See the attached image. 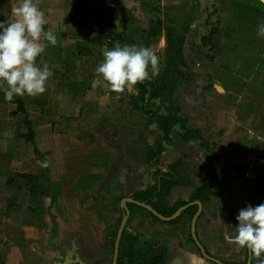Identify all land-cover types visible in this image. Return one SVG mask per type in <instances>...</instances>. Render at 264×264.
I'll use <instances>...</instances> for the list:
<instances>
[{"label": "crops", "instance_id": "0c3cea01", "mask_svg": "<svg viewBox=\"0 0 264 264\" xmlns=\"http://www.w3.org/2000/svg\"><path fill=\"white\" fill-rule=\"evenodd\" d=\"M74 1L34 0L38 8L45 14L47 23L44 25V30H51L57 37L56 45H51L42 39L45 51L37 58V63L40 66L47 64L52 72L46 81L45 92L35 96L28 94L15 96L12 101H6L3 93L0 92V242L2 240L3 242L18 241V236L24 231L36 230L41 222L48 221L49 217L43 213L51 206L50 198L43 194H34L6 186L7 174L42 175L47 168L50 172L51 193L56 199L51 210L56 209L62 212L63 209L65 211L70 209L73 212L75 209L83 210L91 207L100 175L97 163L103 159L97 156L95 151H92L93 147H97L94 144L99 136L98 125L96 123L87 124L85 118L97 112L99 108L105 109L103 111L113 109L112 111L116 114L122 112L128 115L132 112L129 98L135 94V86L138 82L126 87L121 92L112 91L106 85L92 87L93 80L97 78L94 69L103 60V53L117 46H94L90 42L91 35L85 29L80 13L75 10ZM152 1L99 0L104 10L99 11L98 26L103 23L105 14H109L115 19L114 24L117 30L124 33L123 46L148 47L153 40L149 37L152 32L151 26L139 19L150 18L152 14L154 16L157 14L159 18L156 24L160 27L158 31H161L158 38L161 37V40L159 38L156 44H161L165 50L166 55L163 60L165 64L162 63L170 68L172 73V65L175 66L179 60H181L180 63L176 65L181 66L185 62L182 53L183 50L185 52L186 47L183 42L189 38L188 34H192V41L195 45L192 58L197 59L196 57L201 54L202 57H206L210 45H203L200 40L202 37L209 36L212 25L206 24L205 21L216 9L217 13L221 12V16L225 15V17H223L221 30L212 36L211 42L214 49L217 38L226 43L227 41L234 42L235 45L233 49L223 51L220 56L207 63L206 72L210 77L209 84L212 85L210 92L214 95L213 91L216 89L218 95L225 99L244 98L248 95L256 98L250 103L242 101L248 108L246 112L251 114L256 101L264 96V38L257 36V26L264 22V4L260 3V0H230L235 2V6L233 9L225 10V6H221L222 4L219 2L220 7H218L219 3H216L215 0H157L159 2L157 11L151 10L147 15H144L142 13L145 12L144 8L136 9L140 2L150 4ZM19 2L20 0H0V21L10 18L12 10L18 6ZM141 13L143 17H141ZM228 16L231 19L240 17V21L235 20L233 23L230 19L231 25H229ZM187 28L189 29L188 33H186ZM153 32L157 34V31ZM179 41H182L180 42L183 45L182 49L178 45ZM235 55L238 56L236 61ZM221 58H224L225 61ZM166 60L170 66L167 65ZM232 61L233 63H231ZM193 64L195 65V62ZM196 66L200 67L201 63ZM202 77L204 78V76ZM75 80H77V86L68 87V82L72 83ZM214 82H218V89L213 86ZM19 101L23 105L24 112L19 110ZM240 106L243 107L242 104H239L238 107ZM237 112L238 109L235 113ZM244 115L247 117L244 122L248 121L250 127H245V132L238 129L236 134H240V137L235 139L232 145L237 147L242 140L248 142L246 147L250 150L247 153L248 162L242 160L240 155L237 158L232 157V160L236 161L234 166L243 169L242 173L244 174L240 175L243 185L234 184V180L238 176L230 177L231 171L234 169L230 165L225 168V171H219L227 173L224 178L226 195L220 200L211 198L210 208H208L209 211H212L211 216L215 214L216 217L212 218L210 223L206 219L205 208L202 207L203 215L196 221L198 239L199 231L204 233L207 243H213L214 240L220 239L218 240L220 246H228V249L222 248L219 251L224 252L236 248L238 257L245 256V252L241 253L240 250L243 247H238L230 238L238 223L236 216L242 208L248 205L257 206L264 202V120H260L262 115L253 116L251 114V118L246 113ZM5 117L6 120H12L11 136L8 139L2 136L4 133L2 121ZM256 118L259 120H254ZM25 119L31 123L33 142L24 138L28 131L24 124ZM219 131L222 132V130ZM154 134L156 137L150 145H153L158 139V135ZM60 141H62L61 144H56ZM222 145H226L225 140H222ZM255 146L260 149L254 151ZM76 151H81V153L75 159L73 153ZM83 152H92L90 158L86 159L87 154L84 155ZM219 152H213L214 160L216 156L227 162L231 160L230 157L226 158L229 152L224 154L221 151V155ZM6 159L10 162L9 169L1 166L3 160ZM74 161L78 163L76 169L73 165ZM45 162H47V166H44ZM51 162H57V164L52 166ZM59 166H61L60 170L56 168ZM257 168L260 172L259 181L261 184H254L251 187L247 181L255 180L254 170ZM75 175L78 176L74 181L70 177ZM66 183H68V187H71V183L74 184L73 190L66 192L71 193L68 200L62 196L65 192L63 186L67 185ZM55 215L59 227L56 239L63 242L65 237L59 224L62 218L57 213ZM202 245L206 246L203 243ZM190 246L188 243L187 247L190 248ZM195 246L193 244V247ZM42 247L46 254L58 251L46 249L44 244ZM208 253L211 254V252ZM192 257L198 258L199 264H215L202 257L201 254L193 252L177 256L172 264H189ZM10 259H13L12 255H8L9 262ZM19 263L20 261L17 262V264ZM251 264H259L254 253Z\"/></svg>", "mask_w": 264, "mask_h": 264}, {"label": "rangeland", "instance_id": "374dc122", "mask_svg": "<svg viewBox=\"0 0 264 264\" xmlns=\"http://www.w3.org/2000/svg\"><path fill=\"white\" fill-rule=\"evenodd\" d=\"M215 1L216 3L220 2L222 4L221 6H225V10L229 8L233 9V6H235L234 1ZM220 3L218 7H220ZM138 8H144L145 12L142 13L147 15L148 11H157L159 9V2L157 0H153L150 4H142L140 2L136 9ZM142 13L140 14L141 17H143ZM217 15L218 14H215V16H213L214 21L219 20L218 17L219 15L221 16V12L218 16ZM221 17L220 18L223 19L225 15ZM158 18L159 16L157 14L155 16L152 14V17L145 19L141 18L139 21H143L148 26H151L152 31H157V34L152 37L153 40L151 45L148 47L158 56L160 55L159 57H161L164 63L163 60L166 55L165 50H163L161 44H156L159 38L161 40V37L158 38L161 32L158 31L160 27L156 24ZM230 19L231 18L228 16L227 20L229 25H231ZM231 20L234 23L235 20L240 21V17H233ZM188 30L187 28L186 33H188ZM188 35L189 38H186L187 41L185 40V42H183L184 47H186L185 52L183 50L182 53L185 62L182 63L181 66L176 65L180 63L181 60H179V62L175 64L176 67L174 65L171 66L173 69L171 79L167 82V90L161 95L160 100L162 102L173 100L180 108L179 116L187 120V127L196 130L198 136L191 138L190 141H184L179 134L178 126H176L172 135V145L166 146L161 155L162 162L165 164L177 161L181 163L179 167V183L172 188L170 195L166 198L164 202V207L166 208H171L179 203L190 201L198 188L204 187L210 182L211 174L208 169L209 161L206 158L209 152L206 147L217 139L219 140L212 149L216 152L220 151V155L221 151L224 154L229 152L226 158L230 157L231 160L227 162L224 159H220L219 156H216L213 167L218 171H225V168L230 165V167L234 168L233 171H231L230 177L235 178V175L238 176L235 179H240V175L244 174L242 173L243 169L234 166L236 161L232 160V157L237 158V156L240 155L242 160L248 162L247 153L250 150L246 148L248 142L245 140H242L241 144L237 147L232 146L233 141L240 137V134H236V132L238 129L245 132V127H250L248 121L247 123L244 122V119L247 118L244 113L248 114L247 116H249V118H251V114L253 116L262 115L260 120H264V96L260 99L257 98L258 100L253 106V109L251 108L253 112L250 114L246 112L248 108L242 101L250 103L251 100L256 98H252L248 95L244 98L225 99L218 95L216 89L213 91L215 93L214 95L210 92L212 89L203 90V88L210 83V77L207 76L206 72L207 63L213 58L215 59L220 56L223 51L230 48L233 49L235 45L234 42L227 41L226 43L224 41V43L217 38V40H215L216 48L214 49L208 46L206 57H202L201 54L196 57L197 59H193L192 57L194 56L191 55L192 51L194 52L193 49H195V45L192 41V34ZM180 42L182 41H179L178 45L182 49L183 45ZM177 51L179 52L178 49ZM179 54L181 55V52H179ZM221 59L225 61L224 58ZM237 59L238 56L235 55V61ZM165 62L170 66L167 60ZM193 62H195V65ZM196 63H201V66L197 67ZM231 63H233V61ZM217 68L219 69V67ZM202 76H204V78ZM217 85L218 82L213 83V86L218 89ZM136 93L137 89L135 86V94ZM239 104H242L243 107H238ZM236 109H238L237 113H235ZM251 109H249V111H251ZM103 110L105 109L99 108L97 109L98 113L95 112L85 118L87 124L91 125V123H96L98 125L97 132L99 136L94 144L97 147H93L92 151H95L97 156L103 159L101 162L97 163L98 173L100 175L96 184L97 190H94L95 196L92 201L93 205L83 210L75 209L73 212L70 209L67 211L63 209L62 212L56 209L51 210L53 206H50V208L43 213L49 217L48 221L44 220L41 222L40 226L36 227V230L30 229L24 231L18 236V241L12 240L11 242H3L2 240L0 242V264H17L18 261H20L21 264H61L65 258L64 254L71 247L72 243L78 247L80 258L86 264H112L113 246L107 238V228L118 222L121 217V210L117 209L113 212L104 211L99 190L104 187L108 174L119 160H121L122 167L120 170L119 182L125 197H129L135 191L150 185L152 183L151 176L154 168L146 164L144 150L145 147L152 144L156 136L154 132H147L145 130L146 116L141 113L133 111L132 109V112L128 115L122 112L116 114L112 111L113 109H109L108 111ZM2 116L4 117V115ZM254 120L258 121L259 118ZM11 121L12 120H6V117L4 121H2V129L4 131L2 136L7 139L11 136ZM213 127L217 131L222 130L219 137L216 135L215 130L213 131L210 129ZM228 131L230 133H226ZM222 140H225L226 145H222ZM61 142L62 141L56 142V144H61ZM259 149L260 148L255 146L253 150L257 151ZM79 153H81V151L73 153L75 159L78 157ZM83 153L84 155L87 154L86 159H89L92 152ZM93 154L95 155V153ZM54 164H57V162H51L52 166H54ZM73 165L76 169V166H78L77 161H74ZM99 165L101 166L99 167ZM1 166L2 168L9 169L10 162L7 161V159L3 160ZM60 167L61 166L56 168L60 170ZM56 171H58V169H56ZM259 173L258 168L254 170L256 176L255 180H253V182L247 181L248 185L252 187L254 184H261L259 181ZM77 176L78 175L71 176L70 178L75 181L77 180ZM66 184L67 185L63 186L65 192L62 196L68 200L71 194L70 192L74 188V184L71 183V187H68V183ZM67 190L70 192L66 193ZM208 208L210 207L208 206L205 208L204 212L206 213V219L211 223L212 211H209ZM53 212H55V214L57 213V215L62 218L59 224L65 241L62 242L61 251L46 254L42 245L51 232V216L56 219V215L53 214ZM69 212L72 213L70 214ZM128 227L138 233V246L146 244L153 247L157 254L166 257L168 264H172L177 256L186 255L187 252L200 254L196 247H193V244H190V248L187 247V219H183L181 224L171 227L153 220L147 212L137 211L135 209L128 221ZM198 236L200 241L206 245L205 248L207 251L211 252V255L217 259L228 261L233 264L244 263L245 256L241 255L238 257V255H236L238 252L235 250L236 248L220 252L219 249H228V246H220V241H218L220 239L214 240L213 243H207L202 231H199ZM245 250L246 248L243 247L240 252L244 253ZM8 255H12L13 258L10 259V262L8 261ZM189 264H199V259L192 257Z\"/></svg>", "mask_w": 264, "mask_h": 264}, {"label": "trees", "instance_id": "16d2710c", "mask_svg": "<svg viewBox=\"0 0 264 264\" xmlns=\"http://www.w3.org/2000/svg\"><path fill=\"white\" fill-rule=\"evenodd\" d=\"M74 8L80 13L84 27L91 35L90 42L94 46H123L124 33L117 30L114 24L115 19L111 15L105 14L103 23L98 26L99 11L104 10V7L99 2V0H75ZM215 14L219 15L220 13H217V10L214 9V11L206 18L205 21L206 24L212 25L209 36L202 37L200 40L203 45H210L211 48H214L211 42L212 36L221 30L223 24V19H221L222 17L220 15L218 17V21L213 20V16H215ZM152 32L149 35L151 38L156 35V32ZM159 59V74L155 77H152L150 74L148 79L138 82L136 84L137 93L135 95H131L129 98V106L131 109L146 116L145 130L147 132H154L158 135L157 141L153 145L145 147L144 150L146 164L154 168L151 176L152 183L145 186L141 190L135 191L129 196V198L138 202L146 203L147 205H150L156 212L168 217L172 215L179 207L193 201H199L202 204V207L206 208L209 206L211 198H216L219 200L223 199L226 195V181L224 178L227 176V173L219 172L213 167L214 151L212 148L219 140L217 139L215 142L213 141L211 145H207L206 147L207 151L209 152L206 158L209 161L208 169L211 174L210 182L206 186L198 188L190 201L179 203L171 208L164 207V202L170 195L172 188L179 183V167L181 163L177 161L170 164H165L162 162L161 155L166 146L172 145V135L176 126H178L179 134L184 141H190L191 138L197 137L198 132L187 127V120L179 116L180 108L173 100H169L167 102H162L160 100L161 95L167 90V82L171 79L172 73L170 68L164 66L161 57H159ZM75 86H77V80L72 83L68 82V87ZM211 87L212 85L209 84L208 86L204 87L203 90L206 91ZM18 107L20 111L24 112L23 105L20 101L18 102ZM24 124L28 130L24 138L27 141L33 142L34 135L31 129V123L25 119ZM210 129L213 131L215 130L214 127ZM215 133L219 137L222 132L215 130ZM121 168V160H119L114 165L112 171L108 174L104 183V187L99 190V195L101 196L103 205L102 208L104 211L113 212L117 209L121 210V217L118 222L115 225L108 226L107 228V238L112 243L113 248L117 232L124 215V210L120 207L121 200L125 198L119 182ZM49 173V170L45 168L44 174L42 175L27 173L7 174L6 186L20 190H26L34 194H43L44 196L50 198L51 206H53V204L56 202V199L51 193ZM126 206L130 211L128 221L135 209L137 211L147 212V214L153 220L171 227L179 225L183 219H187L188 243L195 245L191 236L190 226L192 217L197 210V205L189 206L184 211H182L177 218L168 222L160 220L150 211L139 205H136L135 203L126 202ZM202 215L203 213L200 214L199 219ZM215 217L216 215L213 214L212 218L215 219ZM128 221L121 234L117 264H168L166 257L157 254L153 247L146 244L143 246L137 245L139 239L138 233L128 227ZM51 222V232L49 237L44 240V246L49 250L61 251L62 242L56 239L58 225L56 223L55 217L51 216ZM203 247L207 254L214 257L208 253L204 245ZM261 259H264V254L258 258V262ZM221 261L226 264H233L228 261ZM246 262L247 248L245 250V261L243 264H246Z\"/></svg>", "mask_w": 264, "mask_h": 264}, {"label": "clouds", "instance_id": "9594fccd", "mask_svg": "<svg viewBox=\"0 0 264 264\" xmlns=\"http://www.w3.org/2000/svg\"><path fill=\"white\" fill-rule=\"evenodd\" d=\"M264 4V0H260ZM44 12L34 0H20L12 16L0 21V92L6 101L15 96L39 95L45 92L52 75L47 64L40 66L37 58L45 51L46 40L56 45L57 37L45 31ZM195 27V25H193ZM257 36L264 38V22L257 26ZM97 76L92 87L106 85L121 92L160 72V59L150 47L117 46L103 53V60L94 69ZM44 166H47L45 162ZM238 221L230 238L238 247H246L257 258L264 254V202L239 210ZM264 264V259L259 260Z\"/></svg>", "mask_w": 264, "mask_h": 264}, {"label": "water", "instance_id": "95a60500", "mask_svg": "<svg viewBox=\"0 0 264 264\" xmlns=\"http://www.w3.org/2000/svg\"><path fill=\"white\" fill-rule=\"evenodd\" d=\"M234 184L242 186L243 181L241 179H235ZM126 202H132V203H135L136 205H139V206L145 208L146 210L150 211L153 215L158 217L160 220L165 221V222L174 220L175 218H177L181 214L182 211H184L189 206L197 205V211L195 212V214L192 217L191 226H190L191 236L194 240V243L198 247L199 252L202 255V257H204L208 261H211L215 264H226V263H223L221 260L214 258V257L210 256L209 254H207L205 252L203 245L200 243V241L197 237L196 221H197L199 215L202 213V204L199 201H193V202L187 203V204L179 207L172 215L166 217V216H163L160 213L156 212L150 205H147L146 203L135 201L133 199H130L129 197L123 198L120 202V207L124 210V215L122 217V220H121L118 232H117V236H116V239L114 242L112 264H117L121 234H122L123 230L125 229L128 218L130 216V211L126 206ZM75 254L77 256V258L75 260H73L71 258L72 254L68 253V255H66L64 261L61 264H72V263L86 264L80 257H78V253H75ZM251 261H252V252H250L249 249H247V262H246V264H251Z\"/></svg>", "mask_w": 264, "mask_h": 264}, {"label": "flooded vegetation", "instance_id": "af4514ba", "mask_svg": "<svg viewBox=\"0 0 264 264\" xmlns=\"http://www.w3.org/2000/svg\"><path fill=\"white\" fill-rule=\"evenodd\" d=\"M68 253H71L72 254L71 258L73 260H75L77 258V256H76L75 253H78V257H80L79 252H78V247L74 243L71 244V247L66 251V253L64 254V256L66 257V255H68ZM72 264H75V263H72Z\"/></svg>", "mask_w": 264, "mask_h": 264}, {"label": "built area", "instance_id": "2783aa9c", "mask_svg": "<svg viewBox=\"0 0 264 264\" xmlns=\"http://www.w3.org/2000/svg\"><path fill=\"white\" fill-rule=\"evenodd\" d=\"M246 176H248V173H246Z\"/></svg>", "mask_w": 264, "mask_h": 264}]
</instances>
